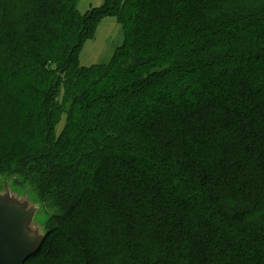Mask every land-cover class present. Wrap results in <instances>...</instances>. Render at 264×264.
<instances>
[{
    "label": "trees",
    "instance_id": "trees-1",
    "mask_svg": "<svg viewBox=\"0 0 264 264\" xmlns=\"http://www.w3.org/2000/svg\"><path fill=\"white\" fill-rule=\"evenodd\" d=\"M80 1L0 0V179L47 214L26 264H264V0ZM107 17L124 42L84 67Z\"/></svg>",
    "mask_w": 264,
    "mask_h": 264
},
{
    "label": "water",
    "instance_id": "water-1",
    "mask_svg": "<svg viewBox=\"0 0 264 264\" xmlns=\"http://www.w3.org/2000/svg\"><path fill=\"white\" fill-rule=\"evenodd\" d=\"M15 181L11 177L0 185V264H26L47 236L43 204Z\"/></svg>",
    "mask_w": 264,
    "mask_h": 264
},
{
    "label": "rangeland",
    "instance_id": "rangeland-1",
    "mask_svg": "<svg viewBox=\"0 0 264 264\" xmlns=\"http://www.w3.org/2000/svg\"><path fill=\"white\" fill-rule=\"evenodd\" d=\"M104 0H81L78 4L80 12L85 13L91 8L101 7ZM124 42L122 27L114 17L105 18L99 25L96 38L94 41L87 42L81 55V64L84 67H90L95 64H107L114 52ZM66 124L64 117L57 128L60 134ZM4 184V180L0 179V185ZM46 217L47 214L45 213ZM69 234V230H67Z\"/></svg>",
    "mask_w": 264,
    "mask_h": 264
}]
</instances>
